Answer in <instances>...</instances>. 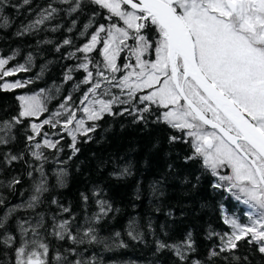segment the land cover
Returning <instances> with one entry per match:
<instances>
[{
  "label": "trees",
  "instance_id": "trees-1",
  "mask_svg": "<svg viewBox=\"0 0 264 264\" xmlns=\"http://www.w3.org/2000/svg\"><path fill=\"white\" fill-rule=\"evenodd\" d=\"M52 8L56 12L50 19L25 31ZM108 15L91 0H4L0 4V58L8 60L7 68L24 67L7 78L22 87L5 90L0 79V135L8 132L7 142L0 144V264H16L17 249L24 241L36 242L27 246L28 251L43 252L38 245L47 246L42 256L45 264L77 260L88 264H264L260 244L250 243L248 235L236 241V248L225 247L230 227L224 218L246 223L244 203L226 187H214L218 180L202 158L187 159L194 154L190 138L158 120L164 109L139 101L140 93L133 97L134 106L114 104L113 114L86 122L95 130L77 134L75 151L70 147L72 138L58 124L56 128L42 125L29 141L36 119L19 117V96L42 94L46 111L37 119L52 116L61 104L80 114V102L93 82L81 83L87 73L78 65L85 62V55L91 61L89 71L102 65V40L92 53L77 49L100 26L118 21L115 17L109 21ZM142 34L153 44L158 37L154 27ZM65 40L70 43L64 44ZM124 56H119L118 66L125 62ZM66 75L71 79L66 80ZM110 92L103 97L127 99L115 88ZM143 107L149 111L139 112ZM126 108L131 114L121 115ZM43 135L58 143L56 148L41 146L42 157L37 159L32 155L33 144ZM9 156L20 158L9 160ZM124 168L129 174L118 175ZM41 181L42 190L37 192ZM34 195L37 200L32 201ZM97 201L106 202L111 210L103 214ZM65 221L68 230L60 239L55 233L62 231L58 226ZM90 228L95 230V241L84 235ZM129 232L139 238L133 239ZM69 234L84 243L74 242ZM157 242L173 247L158 250ZM177 245L183 259L177 255Z\"/></svg>",
  "mask_w": 264,
  "mask_h": 264
},
{
  "label": "snow or ice",
  "instance_id": "snow-or-ice-1",
  "mask_svg": "<svg viewBox=\"0 0 264 264\" xmlns=\"http://www.w3.org/2000/svg\"><path fill=\"white\" fill-rule=\"evenodd\" d=\"M3 2L0 0V4ZM91 3L106 9L109 21L114 17L118 21L107 27L100 26L90 41L77 49L84 54L92 53L102 40L103 69L112 74L109 77L97 67L96 75L101 77V82L92 83L80 102L87 120L94 122L105 113L113 114L114 104L132 103L134 106L133 97L141 90L148 89V94L141 95L139 101L162 107L165 110L158 120L162 119L174 129L186 131L194 148L193 156L187 159L202 158L203 165L211 171L212 176H218L219 181L224 182H218L214 187H227L236 200L243 201L251 209L246 214L249 226H244L232 216L225 217L224 222L233 229L224 242L225 247L236 248V241L250 234V243L260 244L259 251L264 253V0H91ZM54 12L56 9L52 8L47 16L42 15L25 31L50 19ZM4 22L7 23V18H4ZM150 27H154L158 34L154 44L142 34ZM102 33H106V36L102 37ZM130 40L134 44H129ZM69 43L68 40L64 41V44ZM152 48L155 60L144 59ZM125 50L129 53L125 59L134 57L135 65L126 63V75L117 78L115 73L121 71L117 58ZM84 60L78 67L87 73L81 83L88 84L93 72L89 71L91 61L87 55ZM7 63L8 60L0 59V79L24 71L23 66L3 70ZM65 79L71 77L66 75ZM104 81L119 88L121 95H126L127 99L122 100L117 95H112L108 100L98 98L97 89ZM22 86L20 82L2 84L5 90ZM105 94H108L107 90ZM19 100V117H38L46 111L38 96H21ZM60 108L68 111L65 104H61ZM138 111L146 113L149 108L143 107ZM125 113L131 114L127 108L120 114ZM60 115L57 112L52 118L44 119L42 124H31L32 131L40 133L42 125L56 128L59 121L55 117ZM13 119L19 123L17 118ZM73 124L75 127H70ZM62 127L72 138L70 147L74 151L77 133L86 135L95 130L94 127H85V120L77 119L75 111L69 113ZM6 136L7 131L0 135V144L7 142ZM28 139L32 141L34 137ZM170 139L175 141L178 138ZM57 143L50 139L43 140V145L48 148H56ZM40 148L41 144L36 143V151L32 152L37 159L42 157ZM19 158L8 157L9 160ZM222 168L230 169L231 174H219L218 170ZM127 174L128 168L118 173ZM42 184L41 181L37 185V192L42 190ZM35 200L37 196L34 195L32 201ZM97 203L101 205L103 214L111 210L106 202ZM58 227L62 231L55 234L64 239L67 222ZM21 231L26 232L27 229L22 228ZM94 231L90 228L84 235L91 236V240L95 241L97 237ZM129 235L133 239L139 238L132 232ZM70 238L76 243H84L83 239ZM30 243L36 246L35 241H24L17 249L16 264H45L42 256L47 254V246L38 245L43 252L28 251ZM157 243L158 250L173 247ZM175 247L177 255L183 259L180 246ZM57 259L60 260V257ZM75 264L88 262L77 260Z\"/></svg>",
  "mask_w": 264,
  "mask_h": 264
},
{
  "label": "rangeland",
  "instance_id": "rangeland-1",
  "mask_svg": "<svg viewBox=\"0 0 264 264\" xmlns=\"http://www.w3.org/2000/svg\"><path fill=\"white\" fill-rule=\"evenodd\" d=\"M121 26H123L122 25V22H121ZM102 35V37H104V36H106V33H102L101 34ZM158 38V37H157ZM91 39V38H90ZM90 41V40H89ZM88 41V42H89ZM87 42V43H88ZM132 42V43H131ZM128 43L129 44H134V41H128ZM103 48V42H102V46H101V49ZM101 49H100V56H101V58H102V65L101 66H98L103 72H104V74L105 75H107V76H109V77H111V73L110 72H108L107 70H105V69H103V57H102V54H101ZM150 51H151V49L149 50V52L147 53V54H145V56L143 57L144 59H148V60H155V51H153V54H149L150 53ZM122 53H124L125 54V56H124V60H125V62L121 65V66H118V58H117V66L121 69V71H119V72H117V73H115V75H116V77L117 78H120V77H122L123 75H126V72L124 71V65L126 64V63H129V64H133V65H135V58L134 57H131V58H128V59H125L126 57H129V53H128V51L127 50H125V51H123ZM1 59V58H0ZM96 69H97V67H96ZM96 69L93 71V78H92V82L94 83V82H101V77H98L97 75H96ZM3 70H11L10 68H7L6 67V65L4 66V69ZM16 73V72H15ZM14 73V74H15ZM119 73V75H117ZM8 77H3L2 78V80H3V83L2 84H4V83H15V82H18V81H15V82H11V81H8V79H7ZM92 86V85H91ZM115 87H113L109 82H107V81H104V82H102L101 83V88L100 89H97V95H98V98H100V99H105L104 97H103V94H105V90H107V95H110L111 94V90L112 89H114ZM115 89H117L118 90V92L120 93V89L119 88H115ZM148 89H143V90H141L139 93H140V96L141 95H145V94H148ZM121 94V93H120ZM21 96H38L39 97V99H40V101H41V103L43 104V106L46 108V103H45V101H44V98H43V96H42V94L41 93H39V92H37V93H31V94H22V95H20L19 97H21ZM90 98H92L91 97V95H90ZM105 100H107V99H105ZM19 102H20V105H21V101L19 100ZM147 103H151V102H147ZM165 110V109H164ZM72 111H75V110H70L69 111V109H68V111L66 112V111H64L63 109H57L54 113H57V112H60L61 113V115L60 116H58V117H55V119L56 120H58L59 121V123H58V125L63 129V127H62V125L65 123V121H66V119H67V117H68V115H69V113L70 112H72ZM76 112V111H75ZM43 113V112H42ZM41 113V114H42ZM79 113L80 114H78V115H76V118L77 119H81V118H83L84 120H85V127H87L86 126V122H88V120H87V118H86V116H85V114L83 113V111H82V109H81V106H80V108H79ZM40 114V115H41ZM39 117V116H38ZM38 117H32V118H34V119H36V120H39V121H33L32 122V124L33 123H38V124H42V121L44 120V119H49V118H52L53 117V115L52 116H50V117H46V118H43L42 120L41 119H37ZM51 126V125H50ZM70 127H75V125L73 124V125H70ZM64 130V129H63ZM65 131V130H64ZM66 132V131H65ZM185 132V134H186V131H184ZM32 133H33V135H34V138L39 134V133H35V132H33L32 131ZM67 133V132H66ZM77 134H80V133H77ZM187 136V135H186ZM44 139H50V140H52L53 142H54V140L51 138V137H47V136H42L41 137V139H40V141L39 142H35L34 144H33V147H34V149H35V144L36 143H40L41 144V146H44L43 145V140ZM47 147V146H46ZM36 150V149H35ZM218 172H219V174H222V175H230L231 174V170L230 169H228V168H222V169H219L218 170ZM216 178H217V180H218V182L219 183H221V184H223L224 182H222V181H219V178H218V176H216ZM227 188V187H226ZM243 202V201H242ZM244 208H245V213L247 214L248 212H250L251 211V209L249 208V206L248 205H246V204H244ZM247 216V215H246ZM226 217V216H225ZM224 220H225V218H224ZM244 226H249L250 225V222H249V219L246 217V223H242ZM229 225V227H230V234L228 235V237L232 234V232H233V229H232V226L230 225V224H228ZM247 236V235H246ZM248 236H250L251 237V235L250 234H248Z\"/></svg>",
  "mask_w": 264,
  "mask_h": 264
}]
</instances>
